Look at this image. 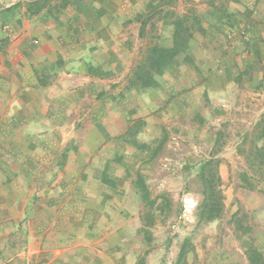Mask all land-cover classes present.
Masks as SVG:
<instances>
[{
	"label": "rangeland",
	"instance_id": "rangeland-1",
	"mask_svg": "<svg viewBox=\"0 0 264 264\" xmlns=\"http://www.w3.org/2000/svg\"><path fill=\"white\" fill-rule=\"evenodd\" d=\"M29 1L0 0V12L22 2V13ZM145 2L154 14L144 19L141 37L135 32L136 22L127 25V41L122 42L126 57L112 77L89 80L79 64L70 63L66 78L56 80L57 104L65 106V112L56 115L58 152L61 155L68 149L66 162L75 186L94 187L96 171L105 167L107 188L104 192L84 189L85 194L105 202V218L116 223L112 228L133 240L137 235L131 241L133 249L137 247L145 257L152 255L154 264H250L251 249L264 258V183L254 191L244 187L241 176L252 173L240 153L244 136L264 120V79H253L254 72H242L232 61L214 60L210 48L214 23L220 15L239 8L240 1ZM190 15L199 19L200 28L207 29L194 26L187 53L179 57L161 88L128 89L146 48L170 45L172 20ZM34 23L22 17L4 26L0 22V39L8 36L12 44L23 35L26 24L33 27ZM220 35L224 37V32ZM28 39L34 43L32 36ZM15 55L10 46L5 47L0 59ZM130 130L133 134L128 136ZM214 161L218 162L225 211L217 221L199 223L197 208L203 199L199 169L205 162H213L214 169ZM139 174L152 200H157L152 226L142 221L151 211L135 185ZM185 242L186 258L178 263Z\"/></svg>",
	"mask_w": 264,
	"mask_h": 264
},
{
	"label": "crops",
	"instance_id": "crops-1",
	"mask_svg": "<svg viewBox=\"0 0 264 264\" xmlns=\"http://www.w3.org/2000/svg\"><path fill=\"white\" fill-rule=\"evenodd\" d=\"M145 1L70 0L74 8L68 9L64 24L40 15L29 20L36 25L26 24L18 41L9 42L7 48L16 55L0 59V264H154L152 255L133 249V239L112 228L116 223L105 218V202L85 194L107 188L105 167L96 171L94 187L75 186L68 149L59 154L56 134V115L65 112L57 104L56 80L66 78L70 63L79 64L89 80L107 79L88 74L85 64L90 61L110 65L114 75L126 57L122 42L127 41V25L136 22L141 37L144 19L154 14ZM239 1V8L214 23L210 48L214 60L232 61L263 81L264 0ZM59 63L56 73L51 66ZM111 186L116 187L114 182Z\"/></svg>",
	"mask_w": 264,
	"mask_h": 264
},
{
	"label": "trees",
	"instance_id": "trees-1",
	"mask_svg": "<svg viewBox=\"0 0 264 264\" xmlns=\"http://www.w3.org/2000/svg\"><path fill=\"white\" fill-rule=\"evenodd\" d=\"M74 8L70 0H31L25 4L24 11L22 2L0 12V22L4 26L12 21H20V18L33 20L43 16L48 21L58 24H64L68 19V9ZM1 26V27H2ZM172 35L170 45L155 44L148 46L142 53L141 59L137 62L128 81V89H137L147 91L161 88V83L165 75L173 73L178 66V59L185 55L189 49V44L193 38L194 26L202 30L199 19L195 16L175 17L172 20ZM145 27L141 29L143 31ZM9 44L8 36L0 39V52ZM52 70L60 71L61 63L55 64ZM88 74L109 78L113 75L110 65H100L94 61L85 64ZM41 83L45 84L43 79ZM136 133V131L134 132ZM132 130L128 136L132 135ZM240 153L246 158L249 164L251 175L245 173L241 176V182L246 189L254 191L258 185L264 183V120L259 121L253 131L248 133L242 139ZM199 179L203 186V199L198 206L199 223L214 222L222 218L225 211L222 192L220 189L221 178L218 171V162H205L200 166ZM138 193L146 208L151 211L147 212L146 217H142L145 225H154L152 212L157 205V200H152L151 193L140 174L135 181ZM144 233L146 229L143 230ZM187 242L182 245L179 253L178 263L186 258ZM250 264H264V258L259 251L251 249L248 251Z\"/></svg>",
	"mask_w": 264,
	"mask_h": 264
},
{
	"label": "built area",
	"instance_id": "built-area-1",
	"mask_svg": "<svg viewBox=\"0 0 264 264\" xmlns=\"http://www.w3.org/2000/svg\"><path fill=\"white\" fill-rule=\"evenodd\" d=\"M240 36H241V38H243L244 40H247V34H246L245 32H242V33L240 34ZM229 39H230V40H234V39H235V35L230 34V35H229Z\"/></svg>",
	"mask_w": 264,
	"mask_h": 264
}]
</instances>
